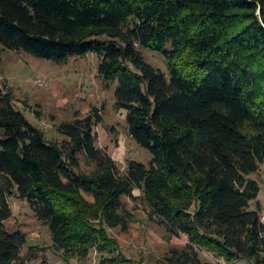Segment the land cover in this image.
<instances>
[{
  "label": "trees",
  "instance_id": "obj_1",
  "mask_svg": "<svg viewBox=\"0 0 264 264\" xmlns=\"http://www.w3.org/2000/svg\"><path fill=\"white\" fill-rule=\"evenodd\" d=\"M0 45L66 62L94 52L127 133L151 153L125 167L98 145L101 109L61 121L48 140L0 86V264H27L25 233L8 230L14 194L47 225L52 248L96 264H145L109 229L134 219L140 196L168 237L186 235L155 264H264V0H0ZM140 47L164 54L169 79ZM3 90V91H2ZM84 165L85 167H82ZM134 190L140 192L134 195ZM32 264H52L46 257Z\"/></svg>",
  "mask_w": 264,
  "mask_h": 264
},
{
  "label": "rangeland",
  "instance_id": "obj_2",
  "mask_svg": "<svg viewBox=\"0 0 264 264\" xmlns=\"http://www.w3.org/2000/svg\"><path fill=\"white\" fill-rule=\"evenodd\" d=\"M143 59L160 69L169 77V67L164 54L160 51L140 47ZM98 57L94 52L75 55L66 62L33 55L25 50L3 49L0 45V86L13 97L16 109L23 111L27 120L42 130L48 140L60 142L64 137L56 130V125L71 120L75 115L85 116L93 107L101 109L102 120L96 124L98 145L117 161L121 170L126 158L149 165L151 153L136 143L127 133L125 109L114 107L117 81L106 86L105 79L98 74ZM2 90V91H3ZM82 167H85L82 165ZM260 184L257 198L251 201V208L260 204V214L264 222V164L253 173ZM134 195L140 192L134 190ZM13 214L4 221L8 230L21 229L27 238L21 248L22 256L34 249L36 257L27 264L39 262L46 257L52 264H64L61 251L52 248L47 225L39 221L29 208L27 200L16 194L10 197ZM124 204L134 213V219L125 231L120 227L109 229V234L118 240L122 252L145 264H155L171 246L183 245L186 235L168 237L161 226L148 216V207L141 197L133 200L124 197ZM201 259L205 262L234 264L200 249ZM99 253L92 250L88 256L78 259L71 257L67 264H96Z\"/></svg>",
  "mask_w": 264,
  "mask_h": 264
}]
</instances>
